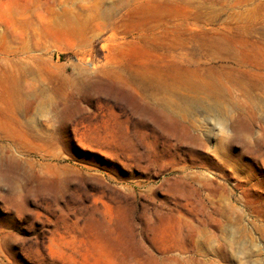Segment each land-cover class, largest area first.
I'll use <instances>...</instances> for the list:
<instances>
[{"label":"rangeland","instance_id":"374dc122","mask_svg":"<svg viewBox=\"0 0 264 264\" xmlns=\"http://www.w3.org/2000/svg\"><path fill=\"white\" fill-rule=\"evenodd\" d=\"M0 264H264V0H0Z\"/></svg>","mask_w":264,"mask_h":264},{"label":"bare ground","instance_id":"6f19581e","mask_svg":"<svg viewBox=\"0 0 264 264\" xmlns=\"http://www.w3.org/2000/svg\"><path fill=\"white\" fill-rule=\"evenodd\" d=\"M140 82V86H141V92H143L142 94L143 95H146L147 94V90L149 89V86L147 85V84H144V82H141V80L139 81ZM140 111H145V107L144 108H140ZM210 184H211V182L209 181V182H207V183H204L203 185L205 186H207L208 188H209V190H214V188H212L211 186H210ZM203 221V220H202ZM203 225H204V227L205 228H207L206 226H207V224L206 223H203ZM179 227V226H178ZM176 228H177V226L176 227H172V228H168L170 231H175V232H173V233H176ZM203 230H205V229H203ZM177 233H178V230H177Z\"/></svg>","mask_w":264,"mask_h":264}]
</instances>
